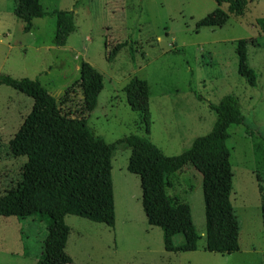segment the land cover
<instances>
[{"label":"rangeland","instance_id":"374dc122","mask_svg":"<svg viewBox=\"0 0 264 264\" xmlns=\"http://www.w3.org/2000/svg\"><path fill=\"white\" fill-rule=\"evenodd\" d=\"M245 1L243 13L229 15L223 26L197 29L196 23L217 8L214 0H39V12L73 11L74 32L57 47L52 43L53 17L34 19L31 31L23 33L14 16L17 0H0V75L36 79L64 114L86 118L94 136L106 143L135 134L163 155L177 156L211 130L216 116L210 104L226 95H241L244 124L231 125L226 141L239 251L205 250L201 175L185 165L168 177L166 194L189 206L197 250L166 252L161 230L147 224L141 209L139 178L126 170L130 150L119 144L94 187L83 188L73 180L64 184L69 227L65 252L72 264H264L256 178H262L264 189V170H256L249 136L264 137V31L256 24L264 18V0ZM220 9L226 11L227 4ZM239 39L254 43L246 50L255 89L237 74ZM117 44L125 46L108 61ZM82 62L102 76L103 88L90 113L84 109L80 86ZM133 78L147 83L146 100L124 92ZM249 91L259 95L253 111L242 102ZM32 104L24 94L0 86V195L20 180L26 158L13 157L8 142ZM45 236V224L36 218L0 217V264H35ZM172 241L181 245L182 235Z\"/></svg>","mask_w":264,"mask_h":264},{"label":"trees","instance_id":"16d2710c","mask_svg":"<svg viewBox=\"0 0 264 264\" xmlns=\"http://www.w3.org/2000/svg\"><path fill=\"white\" fill-rule=\"evenodd\" d=\"M217 8L196 23V28H219L229 15L240 16L245 0H214ZM226 3L227 10L220 9ZM78 1L74 4L77 7ZM14 16L22 23L23 33H29L34 19L53 17L54 46L65 45L74 32L72 10L39 12V0H17ZM264 31V18L256 21ZM252 40L236 42L237 74L246 79L252 88L256 76L247 65V46ZM125 44H117L108 54L113 60ZM132 54V51H131ZM0 86H6L32 99L29 116L19 132L8 142L10 154L25 157L20 180L15 187L0 195V217H14L17 221L36 218L45 224L46 236L35 264H72L65 252L69 227L65 223L67 197L64 184L73 180L78 186L92 188L100 180L117 145L124 144L130 150L127 172L138 176L141 190V209L149 226L162 232L166 252L186 253L197 250L198 236L192 223L190 208L176 203L166 194L168 177L191 165L201 175L204 205L205 250L209 253L232 254L239 251V224L230 202L232 172L230 153L226 147L231 125H243L244 117L238 99L226 95L217 104L209 105L216 119L211 130L193 139L191 145L177 156L163 155L148 139L129 135L114 143H106L94 136L84 117H69L57 106L55 98L36 79H14L0 75ZM80 86L84 96V109H95L103 88L102 76L93 67L82 62ZM124 92L134 98L146 100L147 83L133 78ZM256 170H264V137L249 135ZM260 195V213L264 229V189L262 178L257 175ZM182 235L183 243L173 245V237Z\"/></svg>","mask_w":264,"mask_h":264},{"label":"crops","instance_id":"0c3cea01","mask_svg":"<svg viewBox=\"0 0 264 264\" xmlns=\"http://www.w3.org/2000/svg\"><path fill=\"white\" fill-rule=\"evenodd\" d=\"M252 47V46H251ZM248 63V62H247ZM257 87V86H256ZM253 89V88H252ZM255 89V88H254ZM233 95V94H232ZM235 96V95H234ZM236 97V96H235ZM238 99V102H239V105H240V98H241V95L240 96H237L236 97ZM242 99L244 102V104H247V108L251 107L252 111L253 109L255 108V106L258 104V100H259V95L257 92H255V94L252 93V91H249V93L246 95V96H242ZM251 103V104H250ZM256 103V105H255ZM241 106V105H240ZM257 114V112H256Z\"/></svg>","mask_w":264,"mask_h":264}]
</instances>
